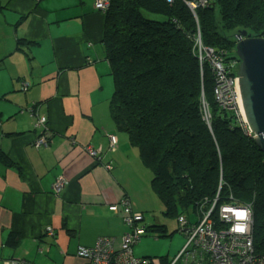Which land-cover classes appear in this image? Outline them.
<instances>
[{
	"label": "crops",
	"instance_id": "0c3cea01",
	"mask_svg": "<svg viewBox=\"0 0 264 264\" xmlns=\"http://www.w3.org/2000/svg\"><path fill=\"white\" fill-rule=\"evenodd\" d=\"M95 2L0 0V264H87L79 247L112 237L119 248L128 231L111 204L127 197L143 214L156 204L150 169L111 128L105 17ZM34 105L49 130L39 149ZM58 179L67 185L57 193ZM150 238L136 253L161 264Z\"/></svg>",
	"mask_w": 264,
	"mask_h": 264
},
{
	"label": "trees",
	"instance_id": "16d2710c",
	"mask_svg": "<svg viewBox=\"0 0 264 264\" xmlns=\"http://www.w3.org/2000/svg\"><path fill=\"white\" fill-rule=\"evenodd\" d=\"M108 1V8H95L105 17L99 44L113 81L111 117L150 169L166 213L181 208L178 220L192 225L196 207L211 209L217 199L216 209L248 207L254 249L264 255V154L235 112L216 103L206 59L208 49L223 56L234 76L237 34L264 39V0H208L196 16L181 0ZM36 111L38 105L29 109L34 117ZM141 225L139 243L152 233L171 236L145 214ZM167 258L156 260L174 257Z\"/></svg>",
	"mask_w": 264,
	"mask_h": 264
},
{
	"label": "built area",
	"instance_id": "2783aa9c",
	"mask_svg": "<svg viewBox=\"0 0 264 264\" xmlns=\"http://www.w3.org/2000/svg\"><path fill=\"white\" fill-rule=\"evenodd\" d=\"M192 14L196 16L197 8L204 7L208 0H183ZM172 3L173 0H167ZM96 8L106 9L109 7L108 0H96ZM206 59L210 61L215 69L223 72L224 64L219 62L217 54L211 50H206ZM212 66V65H211ZM223 66V67H222ZM213 68V67H212ZM225 68V67H224ZM233 77V76H231ZM232 80L221 77L217 82L215 94L227 104V92L238 86L239 79ZM228 105V104H227ZM229 106V105H228ZM32 111V110H31ZM45 117H39L37 126L46 131ZM43 133L34 142L33 146L37 149L48 145V134ZM111 146L116 144L115 137H111ZM93 153V151L90 149ZM94 154V153H93ZM67 185L66 180H57V193L61 188ZM218 199L211 209H201L199 221L195 224H188L184 218H180V232L186 236V243L183 248L174 256L169 264H264V255L256 253L253 243L252 216L248 207H239L236 205L220 206L216 209ZM111 211L122 212L125 224L130 229L121 237V246L115 247V238H99L93 247H79L77 255L85 259L90 264H150V260L136 253L135 248L139 243L141 235L145 233L141 225L142 216L132 212L128 199H122L118 204L110 207ZM245 212V219H238V212ZM239 224L245 225L244 231L235 230ZM47 234L54 238L52 228H49ZM195 263L189 261L190 259ZM4 264H32L28 261L10 259Z\"/></svg>",
	"mask_w": 264,
	"mask_h": 264
},
{
	"label": "water",
	"instance_id": "95a60500",
	"mask_svg": "<svg viewBox=\"0 0 264 264\" xmlns=\"http://www.w3.org/2000/svg\"><path fill=\"white\" fill-rule=\"evenodd\" d=\"M238 36L235 53L241 104L245 120L255 142L264 154V39H242Z\"/></svg>",
	"mask_w": 264,
	"mask_h": 264
},
{
	"label": "rangeland",
	"instance_id": "374dc122",
	"mask_svg": "<svg viewBox=\"0 0 264 264\" xmlns=\"http://www.w3.org/2000/svg\"><path fill=\"white\" fill-rule=\"evenodd\" d=\"M181 1L187 7V4L183 0H181ZM198 9H200V6L197 8V10ZM239 35L240 34L238 33L237 34V39H236L237 40L236 44L239 41V39H238ZM241 38L242 39H247V38L259 39V38H254V36L248 34V32H246V36H241ZM219 62L221 63V65H222V62L224 64L223 56H221V55H219ZM208 63L210 65H212L211 66V69H212L211 71H212L213 75L215 76V79L217 80V82H218V80L221 79L222 76H224L225 78L232 79V80H236L237 79V78L233 79V77H238V74H237L238 73V64H239L238 60L236 62H233V65H234V68L232 69V73L234 74L233 77H231L229 75L228 70H226L223 66H222L223 67V72L221 73L220 71L215 69V66L210 61H208ZM214 95H215L214 96L215 101L220 107L227 108V109L235 112V114L239 117L243 128L246 130L247 129V122L245 121V119L243 117V114L241 113V105L239 103L240 94H239L238 86H234L232 92L231 91L227 92L226 101H227V104L229 106L227 104H225L219 98V96L217 94H215V92H214ZM37 114H38V112H37ZM32 117H34V116H32ZM39 117H43V116L38 114L37 115V120H38ZM35 125H36V122H35ZM112 126L115 128L114 121H111V128H112ZM45 128H46V131L41 129L40 135H42L43 133H46L47 131L49 133L48 128L46 126H45ZM123 133H121V134L125 135ZM40 135H39V137H40ZM45 135H47V134H45ZM153 200H154V203H156V204H154V208L153 209H151L148 212L144 213L145 214V218H146L147 221H149L150 223H152L154 225L164 226L167 229L168 235L171 234V236L170 237H166V238L165 237L156 238L155 236H157L158 234L157 233H152L151 234V238H150L151 239L150 247H152L154 249H157V252L159 253V257L160 256L161 257L167 256L168 257L167 259H170V258H173L176 255V253L180 250L182 244L184 243V236L182 235V233L179 230H177L180 227V226L178 227V225H177V221H178V217L177 216H178L179 213L182 212V209L179 208L177 214L172 213V215H168L166 213V208H165L164 204L162 203V201L160 200V198L154 197ZM195 212L198 213V215L201 216V212L202 211L200 209V206L196 207ZM120 244H121V238H120ZM135 251H136V248H135ZM77 257L79 258L78 255H77ZM80 259H82V258H80ZM82 260H85V259H82ZM163 260H165V259H163ZM85 262L87 264H90L86 260H85Z\"/></svg>",
	"mask_w": 264,
	"mask_h": 264
},
{
	"label": "clouds",
	"instance_id": "9594fccd",
	"mask_svg": "<svg viewBox=\"0 0 264 264\" xmlns=\"http://www.w3.org/2000/svg\"><path fill=\"white\" fill-rule=\"evenodd\" d=\"M238 79H239V77H238ZM238 88H239V82H238ZM239 94H240V90H239ZM240 99H241V96H240ZM242 109V108H241ZM31 111V110H30ZM242 111H243V109L241 110V113H242ZM243 114V117H244V113H242ZM35 115H36V117H37V113H35ZM47 119V118H46ZM244 119H245V117H244ZM38 121V120H37ZM246 121V120H245ZM247 122V121H246ZM47 123V122H46ZM36 127L37 128H39V129H42V128H40V127H38L37 126V123H36ZM247 132L249 133V134H251V135H253L251 132H250V130H249V126H248V123H247ZM254 136V135H253ZM114 137V136H113ZM111 141V140H110ZM115 141H116V138H115ZM117 143V142H116ZM116 145V144H115ZM107 169H111V167H107ZM124 198H126V199H128V203H129V206H130V208H131V210H132V212H134V213H137V214H140L141 216L142 215H144L143 213H139V212H135L133 209H132V205L130 204V201H129V198H127V197H124ZM124 198H122V199H124ZM121 199V200H122ZM121 200H119V202L121 201ZM119 202H117V203H115V204H111L110 206H109V209H110V207L112 206V205H116V204H118ZM110 211H111V209H110ZM113 212V211H112ZM113 213H115V212H113ZM115 214H121V216H122V218H123V214H122V212H118V213H115ZM237 218L238 219H245L246 218V213L245 212H243V211H241V212H238L237 213ZM180 220V219H179ZM179 220L177 221V225H178V227H179ZM123 222H124V219H123ZM124 224H125V222H124ZM126 225V224H125ZM127 226V225H126ZM128 227V226H127ZM180 228V227H179ZM235 230H237V231H244L245 230V225H243V224H239V225H237L236 226V228H235ZM54 232V231H53ZM128 232V231H127ZM126 232V233H127ZM54 237H55V235H54ZM52 238V237H51ZM110 238H112V237H110ZM139 244V243H138ZM81 247H83V246H81ZM78 250V249H77ZM147 258V257H146Z\"/></svg>",
	"mask_w": 264,
	"mask_h": 264
},
{
	"label": "bare ground",
	"instance_id": "6f19581e",
	"mask_svg": "<svg viewBox=\"0 0 264 264\" xmlns=\"http://www.w3.org/2000/svg\"><path fill=\"white\" fill-rule=\"evenodd\" d=\"M239 103H240V105H241V108H242L241 99H240ZM242 109H243V108H242ZM242 109H241V110H242ZM242 113H243V111H242Z\"/></svg>",
	"mask_w": 264,
	"mask_h": 264
}]
</instances>
